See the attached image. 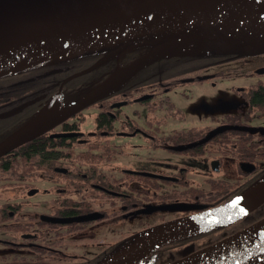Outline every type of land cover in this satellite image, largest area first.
Returning a JSON list of instances; mask_svg holds the SVG:
<instances>
[{
	"label": "flooded vegetation",
	"instance_id": "af4514ba",
	"mask_svg": "<svg viewBox=\"0 0 264 264\" xmlns=\"http://www.w3.org/2000/svg\"><path fill=\"white\" fill-rule=\"evenodd\" d=\"M147 52L47 59L0 76V142L38 115H55L0 156V264H97L136 235L219 207L261 180L264 114L251 96L264 88V63L253 65L264 53L190 52L126 72ZM249 77L248 86L238 82ZM202 85L227 86L241 101L215 114L201 100L196 111ZM263 206L140 264H169L223 240L264 217Z\"/></svg>",
	"mask_w": 264,
	"mask_h": 264
},
{
	"label": "water",
	"instance_id": "95a60500",
	"mask_svg": "<svg viewBox=\"0 0 264 264\" xmlns=\"http://www.w3.org/2000/svg\"><path fill=\"white\" fill-rule=\"evenodd\" d=\"M206 1L211 0H0V6L15 9L14 12L0 17V66L39 52L73 46L94 34L120 25L124 28L107 43L134 40L135 44L130 50L150 47L146 55L128 67L126 71L128 73L138 71L155 59L163 57L152 52L153 40L208 31L220 25H230L241 31L243 36L239 39L240 48L220 50L207 41L204 45H194L191 53L218 55L264 53V30L235 16L222 14L201 16L192 12L191 8ZM248 38L256 40L257 43H250ZM105 43L61 59L47 56L25 66L12 67L0 75L47 59L63 60L94 52H105V58L117 57L118 60L121 56L111 55L109 44ZM101 62H96L81 73L92 70ZM83 105L84 102L79 103L68 109L65 114L73 113ZM30 122L0 143V156L32 138L39 131L25 129ZM263 183L264 179L219 207L176 219L140 233L97 264H140L164 245L195 233L187 231L196 226L205 223L212 226L227 219L240 217L264 203ZM137 237H142L143 242L135 250L112 258ZM169 264H264V217L223 240Z\"/></svg>",
	"mask_w": 264,
	"mask_h": 264
},
{
	"label": "bare ground",
	"instance_id": "6f19581e",
	"mask_svg": "<svg viewBox=\"0 0 264 264\" xmlns=\"http://www.w3.org/2000/svg\"><path fill=\"white\" fill-rule=\"evenodd\" d=\"M191 10L193 13L201 16L208 14L235 16L250 25L264 30V0H211L201 3L194 8H191ZM14 11L15 9L0 6V17L8 15ZM123 28V25L113 27L108 30H104L103 32L94 34L88 39L82 40L73 46L39 52L3 64L0 66V73L9 70L12 67L25 66L26 64L36 62L47 56L54 57L55 59H61L89 48L103 45L105 42V44H109L107 42H109ZM242 36L243 34L237 28L230 25H220L211 28L208 31H198L191 34L156 39L152 41L151 48L152 52L161 56H183L189 54L194 45H204L207 41L211 42L212 46L220 50L240 48L241 43L239 39ZM248 41L250 43H257V41L252 38H248ZM134 44V40H123L115 44H109L108 47L111 55L118 54L122 56L125 52L130 50ZM54 117L55 115L52 113H48L47 115H38L25 127V129L34 130L42 128L45 124L53 120ZM209 224L210 223H205L204 225L196 226L187 232H196L206 226H209ZM142 242L143 238L137 237L131 244L118 251L112 258L131 253Z\"/></svg>",
	"mask_w": 264,
	"mask_h": 264
},
{
	"label": "rangeland",
	"instance_id": "374dc122",
	"mask_svg": "<svg viewBox=\"0 0 264 264\" xmlns=\"http://www.w3.org/2000/svg\"><path fill=\"white\" fill-rule=\"evenodd\" d=\"M261 63H264V58L255 59L253 65L254 66L260 65ZM238 82H240L241 85L248 86L254 82V78H250V77L248 79L243 78V80L240 79ZM195 96H196V102H194L193 109H195L197 111V109L199 108V105L201 104V100H202L203 102L208 103L209 109H211L208 111H211L215 114H219V112L222 113L224 111V109H223L224 106L227 107V110L233 111L234 106H237L241 101L240 98L238 96H236V94L233 91H230V88H228L227 86H222V88L218 87L216 89L213 88V90L211 91V89H209L207 85H202L198 88V90L195 92V94L192 97L195 99ZM213 100H215L218 103L211 107L210 105L213 104L212 103ZM190 105L192 106V104H190ZM190 125H191V123H185L184 128H186ZM136 153H137L136 155H138V152H136ZM155 155L160 156V154H155ZM163 155H164L163 159H165V160H172L174 158L173 157L174 155H171V154H163ZM232 172H233V174H230V175L234 176L237 174V172H235V170H232ZM232 172L230 171V173H232ZM222 174H223V172H222ZM262 208H263L262 213H264V206ZM135 227L136 226H134V224H131L127 228L122 226L120 233L124 232L123 234H126L130 230L133 231ZM142 233H144V232H142ZM136 234H138V233H136ZM88 250H90V247L87 248V246H84V253L85 254L91 252V251L88 252Z\"/></svg>",
	"mask_w": 264,
	"mask_h": 264
},
{
	"label": "trees",
	"instance_id": "16d2710c",
	"mask_svg": "<svg viewBox=\"0 0 264 264\" xmlns=\"http://www.w3.org/2000/svg\"><path fill=\"white\" fill-rule=\"evenodd\" d=\"M146 49L148 48V46L145 47ZM141 54V53H140ZM201 54H205V53H201ZM201 54H196V55H201ZM206 54H211V53H206ZM86 55H90V54H85ZM251 100H252V104H254L255 106H258V110L264 114V88H258L256 91H254L252 93L251 96ZM257 156L259 158H263L262 160H264V149L259 150V153L257 154ZM264 169V168H263ZM264 178V171L261 177V180Z\"/></svg>",
	"mask_w": 264,
	"mask_h": 264
}]
</instances>
